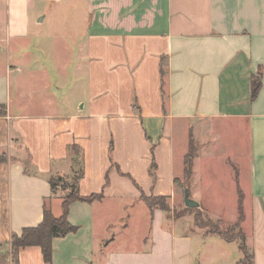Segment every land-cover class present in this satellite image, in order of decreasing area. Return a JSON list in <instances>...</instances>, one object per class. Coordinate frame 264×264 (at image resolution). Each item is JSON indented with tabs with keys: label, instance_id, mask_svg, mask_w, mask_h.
I'll return each instance as SVG.
<instances>
[{
	"label": "crops",
	"instance_id": "0c3cea01",
	"mask_svg": "<svg viewBox=\"0 0 264 264\" xmlns=\"http://www.w3.org/2000/svg\"><path fill=\"white\" fill-rule=\"evenodd\" d=\"M190 135L185 190L231 222L242 194L245 245L264 264V0H0V241L61 214L72 146L80 195L103 194L70 204L77 230L52 239L51 262L28 246L18 264H242L238 240L141 198L177 196ZM216 157L229 210L213 198Z\"/></svg>",
	"mask_w": 264,
	"mask_h": 264
},
{
	"label": "trees",
	"instance_id": "16d2710c",
	"mask_svg": "<svg viewBox=\"0 0 264 264\" xmlns=\"http://www.w3.org/2000/svg\"><path fill=\"white\" fill-rule=\"evenodd\" d=\"M262 86L261 73L254 74L251 80V100H254L259 90ZM71 150L73 151V169L74 173L71 178V191L62 199L61 203V214L59 216H55L49 209L44 208L43 210V218L40 223L35 226L24 227L22 228L20 234H13L11 236V250L15 255V263L18 264V251L22 248L28 246H38L41 248V252L43 255V259L45 262L49 263L52 259V239L55 237H63L68 233H73L77 230V227L72 225L68 220V212L69 206L71 203L75 201H86L91 202L93 200H100L103 198L102 193L91 194L88 196H82L78 190V180L82 176V169L79 167V150L76 146H72ZM196 153V146L194 143L193 136L189 137V149L184 157V178L185 180L189 179L191 176V164L192 159ZM5 158L0 160L3 161L6 159V155H3ZM155 168V163L151 164V172L152 169ZM65 177L56 175L51 176L49 178V183L52 187L57 185L60 181L64 180ZM176 183L179 181L175 180ZM141 198L146 202V204L150 208H160L161 210L170 213L172 208L170 207L167 197L165 196H146L144 194L141 195ZM242 194L239 195V217L236 222L233 224H227L225 227H221L220 220L213 221L206 215L202 213L200 209L197 208H189L186 207L174 215L175 218H178L184 215L185 212L190 209H194V223L199 228H206L208 232L216 233L220 235L222 238L228 241L238 240L239 247L243 252V259L241 260L242 264H255L252 258V254L247 250L245 245V236L243 230L241 228V221L243 219V211H242Z\"/></svg>",
	"mask_w": 264,
	"mask_h": 264
},
{
	"label": "rangeland",
	"instance_id": "374dc122",
	"mask_svg": "<svg viewBox=\"0 0 264 264\" xmlns=\"http://www.w3.org/2000/svg\"><path fill=\"white\" fill-rule=\"evenodd\" d=\"M65 14H66V12H65ZM81 14L82 13L80 12V15ZM66 23L67 22H65V21L61 22V24H66ZM75 23H77V22H75ZM62 28L65 29L66 26H63ZM223 151H224V153L234 152L233 149H230V148H227V149L225 148V149H223ZM219 153H221V152H218V154ZM4 158L5 157L0 154V160H2ZM179 158L180 157H179V148H178L176 151V159H179ZM225 164L226 163L218 157H216L212 163L213 171H214V179H215L214 184L217 185V187L219 185H222V186L225 185V187L222 190H219V188L217 189L218 194L221 195V193H222V198L220 196H217L216 198L213 197V198L216 199V207L217 208L221 207V199H223L225 209L229 210L234 206L236 207L238 195H237V193L231 191L232 190L231 189L232 183L229 179L230 171H229L228 166ZM184 183H185V178H184V182H181L180 180L177 182V185L179 187V192H178L177 196L174 197V199H172V201L168 200V203H169L170 207L172 208L171 213L173 216L185 208V204L183 202V193H184V190L186 189V184H184ZM197 209H199V208L197 207ZM195 212L196 211L194 209L193 210L190 209L189 211L185 212L184 215L186 213H195ZM202 213L204 215H206L207 217H209L205 212L202 211ZM211 220L218 221L216 219H211ZM219 220L222 224L221 227H225V225H227V224L230 225V224L234 223V221L231 222V221H228L226 219H219ZM14 263H15V255L13 254V252L11 250V237H10L9 239L0 241V264H14Z\"/></svg>",
	"mask_w": 264,
	"mask_h": 264
},
{
	"label": "water",
	"instance_id": "95a60500",
	"mask_svg": "<svg viewBox=\"0 0 264 264\" xmlns=\"http://www.w3.org/2000/svg\"><path fill=\"white\" fill-rule=\"evenodd\" d=\"M184 204L189 208H197L199 207V203L194 199L190 198L188 190L184 191Z\"/></svg>",
	"mask_w": 264,
	"mask_h": 264
}]
</instances>
